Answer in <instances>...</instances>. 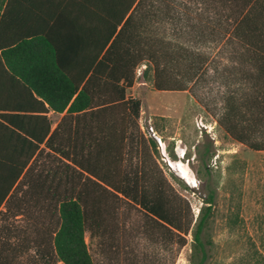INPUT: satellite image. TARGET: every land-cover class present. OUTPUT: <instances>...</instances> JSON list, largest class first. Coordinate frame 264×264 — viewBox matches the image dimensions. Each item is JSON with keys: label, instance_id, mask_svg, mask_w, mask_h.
Here are the masks:
<instances>
[{"label": "trees", "instance_id": "1", "mask_svg": "<svg viewBox=\"0 0 264 264\" xmlns=\"http://www.w3.org/2000/svg\"><path fill=\"white\" fill-rule=\"evenodd\" d=\"M196 5L211 15V37L220 29L253 68L246 111L228 97L218 121L238 142L264 149L252 138L264 121V0L0 1V217L30 216L33 243L49 261L95 264L86 233L112 237L124 200L144 212V232L165 251L176 257L191 235L190 264L206 263L216 189L195 218L162 173L159 145L141 131V100L130 92L142 64L157 90L196 82L207 58L151 27L167 21L181 32ZM50 110L66 111L55 128ZM9 252L0 244V264H13Z\"/></svg>", "mask_w": 264, "mask_h": 264}, {"label": "rangeland", "instance_id": "2", "mask_svg": "<svg viewBox=\"0 0 264 264\" xmlns=\"http://www.w3.org/2000/svg\"><path fill=\"white\" fill-rule=\"evenodd\" d=\"M204 11L196 5L190 14H184L185 20L179 22L184 29L181 32L167 21L153 22L151 26L152 32L172 41L178 50L192 48L207 58L196 82L189 83L186 90H157L152 72L145 76L146 65L142 64L130 92L141 100V131L147 133V128L153 126L165 143L166 152L159 146L156 153L162 173L189 202L195 218L205 205L203 197L208 188L216 189L208 227L212 244L205 264H264V149L255 150L238 142L218 121L228 97L241 112L246 111L245 99L253 88L247 74L253 68L242 48L226 41L220 29L211 37V15ZM189 16L190 22L186 20ZM186 25L192 27L191 35ZM198 32L203 37L193 36ZM178 65L184 69L185 60ZM255 124L252 138L264 143V121ZM179 150L197 178L195 186L168 164V159H181ZM116 203L119 209L112 237L106 240L90 231L86 233L95 264H154L158 259L160 264H190L191 235L175 257V250L165 251L144 232L147 217L140 208L124 200ZM0 233V244L10 249L13 264H64L49 261L37 251L30 216L0 217Z\"/></svg>", "mask_w": 264, "mask_h": 264}, {"label": "bare ground", "instance_id": "3", "mask_svg": "<svg viewBox=\"0 0 264 264\" xmlns=\"http://www.w3.org/2000/svg\"><path fill=\"white\" fill-rule=\"evenodd\" d=\"M179 156L181 159L173 161V159H168L171 167L178 172V174L190 185L195 186L197 184L196 176L191 172V169L187 164L182 160L184 154L179 150Z\"/></svg>", "mask_w": 264, "mask_h": 264}, {"label": "built area", "instance_id": "4", "mask_svg": "<svg viewBox=\"0 0 264 264\" xmlns=\"http://www.w3.org/2000/svg\"><path fill=\"white\" fill-rule=\"evenodd\" d=\"M142 129L144 130V128L142 127ZM145 133L146 136H149L150 138H154L155 140H157V142L159 143V146L161 147L163 153L166 152V146L165 143H163L161 137L157 134V132L155 131L153 126H150L149 128H147V133L145 131H143Z\"/></svg>", "mask_w": 264, "mask_h": 264}, {"label": "crops", "instance_id": "5", "mask_svg": "<svg viewBox=\"0 0 264 264\" xmlns=\"http://www.w3.org/2000/svg\"><path fill=\"white\" fill-rule=\"evenodd\" d=\"M66 113V111L65 112H55L54 110H50L49 112H48V116L50 117V119L51 120H53L54 118H56V120L53 122V128H55L56 127V125L58 124V122L61 120V118H62V116L64 115ZM4 208H2V210H3Z\"/></svg>", "mask_w": 264, "mask_h": 264}, {"label": "water", "instance_id": "6", "mask_svg": "<svg viewBox=\"0 0 264 264\" xmlns=\"http://www.w3.org/2000/svg\"><path fill=\"white\" fill-rule=\"evenodd\" d=\"M168 164L170 165L169 161H168ZM171 166V165H170ZM172 168V167H171Z\"/></svg>", "mask_w": 264, "mask_h": 264}]
</instances>
